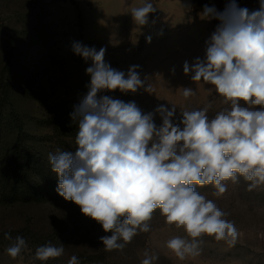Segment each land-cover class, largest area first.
Here are the masks:
<instances>
[{"label": "rangeland", "instance_id": "rangeland-1", "mask_svg": "<svg viewBox=\"0 0 264 264\" xmlns=\"http://www.w3.org/2000/svg\"><path fill=\"white\" fill-rule=\"evenodd\" d=\"M150 2L156 11L149 14L147 25L138 26L131 9L145 0H0V190L21 161L33 164L38 158L50 170L49 153L75 151L78 125L70 114L87 94L91 78L86 68L91 61L73 52V42L97 51L105 48V62L126 74L130 66H138L143 86L135 93L117 89L98 95L134 101L142 113L154 114L157 127L162 124L155 111L160 105L169 110L176 106L174 123L180 122L184 110L210 105L212 117L225 107L212 85L194 82V73L185 74L183 66L205 58L206 41L220 24L203 15L205 6L224 12L231 0ZM235 3L249 11L260 7L259 0ZM184 88L193 89L194 95L185 99ZM19 127L29 158H15ZM225 183L227 190L220 196L214 195L212 185L198 191L228 214L238 230L235 243L204 236L198 254L184 259L167 247V241L189 238L182 228L166 224L159 210L149 221L150 231L138 233L123 250L106 251L99 238L111 233L61 197L57 186L54 195L44 192L32 201L0 197V264H68L73 255L80 264H141L145 253L157 257L153 264H264V185L249 191L243 177ZM5 233L12 240L5 239ZM17 235L27 247L13 259L6 249ZM48 242L63 244V255L37 260L36 248Z\"/></svg>", "mask_w": 264, "mask_h": 264}, {"label": "clouds", "instance_id": "clouds-1", "mask_svg": "<svg viewBox=\"0 0 264 264\" xmlns=\"http://www.w3.org/2000/svg\"><path fill=\"white\" fill-rule=\"evenodd\" d=\"M259 2L252 11L235 0L224 12L204 8L203 15L220 24L206 41L205 58L191 66L185 62L183 71L194 73V82L212 85L223 99L225 107L212 117L209 105L181 111L182 119L174 123L176 106L160 105L155 111L162 124L157 127L154 114L142 113L134 101L99 96L105 90L135 93L143 86L138 66L126 74L105 62V48L73 42V52L91 61L86 68L91 79L70 114L78 125L75 151L57 149L48 154V163L58 178L57 193L111 233L99 238L106 251L123 250L138 233L150 231L156 210L189 238L167 241L180 259L198 254L204 236L235 243V224L198 187L212 185L220 196L227 190L225 182L237 183L240 177L249 182V191L264 185V0ZM155 11L145 0L131 15L145 26ZM182 94L187 99L194 91L184 88ZM5 239L12 237L5 233ZM26 247L17 235L6 251L15 259ZM63 253V244L48 242L36 248L35 258L46 262ZM156 259L145 253L141 264ZM68 264H80L79 258L71 256Z\"/></svg>", "mask_w": 264, "mask_h": 264}, {"label": "trees", "instance_id": "trees-1", "mask_svg": "<svg viewBox=\"0 0 264 264\" xmlns=\"http://www.w3.org/2000/svg\"><path fill=\"white\" fill-rule=\"evenodd\" d=\"M20 134L17 138L15 158L28 157V151L22 148L24 143L23 128L19 127ZM29 158V157H28ZM31 162L23 160L18 166H14L10 180L0 190V197L8 202L17 200L32 201L39 199L44 192L50 191L53 195L54 187L57 186L58 178L38 158ZM48 175H52L49 178Z\"/></svg>", "mask_w": 264, "mask_h": 264}]
</instances>
